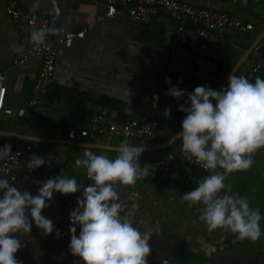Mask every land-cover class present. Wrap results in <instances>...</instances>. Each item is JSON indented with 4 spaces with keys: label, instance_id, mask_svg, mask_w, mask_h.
<instances>
[{
    "label": "crops",
    "instance_id": "0c3cea01",
    "mask_svg": "<svg viewBox=\"0 0 264 264\" xmlns=\"http://www.w3.org/2000/svg\"><path fill=\"white\" fill-rule=\"evenodd\" d=\"M7 1L0 0V73L6 76L7 88L5 107L0 111V148L9 144L40 155L45 164L30 183L14 184L4 176L0 179H7L33 196L41 182L57 175L75 178L86 187L93 182L85 177L83 167L75 165L86 150L115 158L120 143L127 140L144 146L139 159L143 167L180 144L177 139L163 148L182 130L186 113L179 109L187 106L188 94L198 84L193 62L177 56L178 26L170 16L162 14L151 22L134 24L122 12L108 18L99 0H19L22 7L49 17L52 35L60 46L54 83L40 107L32 108L29 100L40 64L14 66L19 33L6 14ZM179 1L226 13L255 26L249 34L230 30L210 39L212 58L220 65L213 90L233 73L252 83L258 76L264 79V67L250 77L257 63L264 60V37L256 43L264 33V0ZM193 30L189 25L188 31ZM62 31L75 34V38L65 39ZM173 86L185 90L181 99L166 94ZM166 108H171L167 118L163 115ZM89 112L117 121L156 119L160 129L144 140L110 137L84 122L77 126ZM252 159L249 169L227 175L225 191L246 197L251 208L259 209L264 232V147ZM190 172L198 180L207 175L197 170ZM114 187L123 208L121 215L129 216L141 232L153 231L147 264H163L164 260L168 264H264V236L253 242L237 240L226 229L210 232L199 220L204 206L190 207L182 202V195L197 186L142 181ZM82 195V191L54 192L53 199L47 202L49 207L41 213L53 222V233L44 235L33 222L31 232L20 237L23 247L15 254L19 264H82L69 250V213ZM79 231L77 226V236Z\"/></svg>",
    "mask_w": 264,
    "mask_h": 264
},
{
    "label": "clouds",
    "instance_id": "9594fccd",
    "mask_svg": "<svg viewBox=\"0 0 264 264\" xmlns=\"http://www.w3.org/2000/svg\"><path fill=\"white\" fill-rule=\"evenodd\" d=\"M49 34L50 30L40 28L31 33L30 39L43 45ZM14 50L19 52L22 48ZM166 94L181 99L185 90L173 86ZM154 99L158 100V96L154 95ZM185 105L179 109L186 113L182 130L177 133L181 151L190 163L209 174L196 181L195 190L182 195V202L190 207L204 206L199 220L210 232L226 229L237 240H259L264 236L259 209L251 208L246 197L226 194L225 180L230 173L249 169L253 154L264 147V79L258 76L252 83L233 73L228 77L227 87L220 91L207 85L197 86L188 94ZM170 112L171 108H166L163 115L167 118ZM144 150V146L125 140L115 158L84 151V158H77L75 165L83 167L93 182L86 187L75 178L57 175L41 182L37 195L33 196L7 179H0V264H19L15 254L23 247L20 237L31 232L33 222L44 235L53 233V222L41 213L49 207L47 202L53 199L54 192L78 191L83 195L69 213L71 254L79 257L82 264H147L153 231L141 232L129 216L121 215L123 208L114 187L134 185L149 176L148 164L142 167L139 163ZM11 152V145L5 144L0 148V159ZM44 164L42 156L33 154L26 167L34 171ZM56 235H60L59 230Z\"/></svg>",
    "mask_w": 264,
    "mask_h": 264
},
{
    "label": "built area",
    "instance_id": "2783aa9c",
    "mask_svg": "<svg viewBox=\"0 0 264 264\" xmlns=\"http://www.w3.org/2000/svg\"><path fill=\"white\" fill-rule=\"evenodd\" d=\"M99 1L104 4L108 18L122 12L134 24L151 22L162 14L170 16L178 26L177 56L193 62L194 78L198 86L207 85L213 88L220 73V65L212 58L214 51L210 47V39L213 36H223L230 30L242 34H249L255 30L253 24L245 23L237 17L207 7L192 6L179 0ZM6 14L15 24L19 33L18 47L22 48V51L17 52L14 58V66L20 67L30 62L40 64L39 76L29 100L30 107L39 108L55 80L58 69L59 42L52 35L49 17L22 7L19 0L7 1ZM189 25L194 27L192 32L188 31ZM40 28L50 30L43 45L36 44L30 39L31 33ZM62 34L67 40L75 38L73 33L62 31ZM263 67L264 60H261L252 70L250 77H253ZM6 95V76L0 73V111L5 107ZM82 122L95 128L99 134L135 140L152 138L160 129V123L156 119L140 121L135 118L128 121H117L103 114L91 112L86 113L83 119L77 122V126H80ZM11 150L12 152L7 157L0 159V176L6 177L14 184L30 183L40 169L29 171L26 167L29 156L33 154L16 147H11ZM148 167L149 176L139 179L136 183L145 181L148 184L197 186L198 178L190 171L197 170L209 174L202 167L186 159L181 151V143L162 158L149 164ZM217 171L223 170L217 169ZM85 177L88 179L86 173Z\"/></svg>",
    "mask_w": 264,
    "mask_h": 264
},
{
    "label": "water",
    "instance_id": "95a60500",
    "mask_svg": "<svg viewBox=\"0 0 264 264\" xmlns=\"http://www.w3.org/2000/svg\"><path fill=\"white\" fill-rule=\"evenodd\" d=\"M264 37V33L258 38V40H257V44L261 41V39ZM256 44V45H257ZM254 48H255V46H254ZM254 48H252V50L254 49ZM228 82V81H227ZM227 82L226 83H224L222 86H220L216 91H220L222 88H225L226 87V85H227ZM177 139H179L178 137H176V138H174L171 142H169L168 144H166L165 146H163V148H166V147H169V146H171Z\"/></svg>",
    "mask_w": 264,
    "mask_h": 264
},
{
    "label": "trees",
    "instance_id": "16d2710c",
    "mask_svg": "<svg viewBox=\"0 0 264 264\" xmlns=\"http://www.w3.org/2000/svg\"><path fill=\"white\" fill-rule=\"evenodd\" d=\"M178 143H181V140H179V142Z\"/></svg>",
    "mask_w": 264,
    "mask_h": 264
}]
</instances>
